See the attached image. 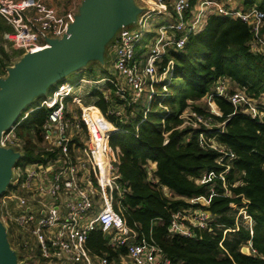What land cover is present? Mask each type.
<instances>
[{
    "label": "built area",
    "instance_id": "1",
    "mask_svg": "<svg viewBox=\"0 0 264 264\" xmlns=\"http://www.w3.org/2000/svg\"><path fill=\"white\" fill-rule=\"evenodd\" d=\"M139 1L143 8L139 25L122 29L111 44V75L100 79L81 78L76 84H91L100 89L109 103L107 113L95 103L83 101L84 88L79 87L82 89L79 96L74 89L77 86L67 79L62 81L36 107L49 109L40 140H33L42 155L33 162L24 163V167L23 162H18L14 168L15 177L8 198L9 202L14 200L11 217L21 233L34 239L33 244L25 241V247L36 248L46 264H176L159 245L130 227L115 209V203L128 189L119 172L120 151L108 145L111 133L118 130L108 115L127 121L134 116V110L127 111L129 107L145 103V98L150 102L155 83L164 81L173 65V60H169L167 68L160 73L164 55L169 50H182L192 35L206 27L212 15L240 18L247 23L252 32L249 45L264 57V10L257 4L245 6L241 0ZM81 3L82 0H72L64 12H59L47 0H0V16L12 28L4 37L23 53L45 48L48 39L61 38L68 31ZM153 25L158 26L157 36L145 54L138 53L139 42ZM229 84L226 77L217 80L214 93L205 96L207 112L221 115L214 100V96L219 95L236 109L262 120L264 97H251L244 89L232 88ZM71 96L76 108L68 107L65 102ZM33 110L35 108L28 109L2 134V147L17 148L24 155L25 142L17 126ZM180 118V128L199 129V144L217 151L218 164L224 167L218 173L205 172L200 183L220 179L223 195L231 196L230 186L243 183L241 180L229 183L226 177L236 154L209 133L210 129L223 127L224 123H216L212 116L192 108L186 109ZM42 142L45 147L39 146ZM163 189L171 195L168 187L163 186ZM211 192L209 197H196L190 202L208 206L212 196L217 195L213 185ZM8 200L1 202V210L11 214ZM236 212V228L224 232L237 230L243 220L252 236L255 220L247 206ZM215 222L216 216L208 208L194 207L175 212L168 229L172 234L194 237L196 229L212 231ZM98 230L107 239L108 248L117 252L113 259L89 247L91 233ZM244 246L249 248L250 254L256 252L252 249V241Z\"/></svg>",
    "mask_w": 264,
    "mask_h": 264
},
{
    "label": "trees",
    "instance_id": "2",
    "mask_svg": "<svg viewBox=\"0 0 264 264\" xmlns=\"http://www.w3.org/2000/svg\"><path fill=\"white\" fill-rule=\"evenodd\" d=\"M256 2L243 0L245 6ZM258 4L264 10V0ZM1 18L0 39L12 30ZM251 38L250 27L240 18L210 16L206 27L192 35L182 50H169L164 55L160 73L167 68L169 60H173V65L168 77L155 83L154 94L146 107H138L139 104L129 107L127 111L134 110V116L127 121L108 115L118 127L111 133L108 145L120 151L119 172L128 189L115 203V209L130 227L159 245L176 264H264V118H252L219 95L214 100L221 115L210 114L196 104L214 93L221 77L228 78L234 88L244 89L251 97H264V57L251 49ZM0 51L3 65L7 67L5 60H10L11 55L2 46ZM22 54L23 51L14 48L13 56ZM90 95L93 103L106 114L109 103L102 91L93 88ZM39 105L31 107L35 110L17 126L25 142L20 163L40 158L33 140L36 137L40 140L49 109L36 108ZM188 108L212 116L216 123H224L209 133L236 154L226 177L229 183L235 180L243 183L230 186L231 196L223 195L220 179L200 183L205 172L218 173L224 167L218 164L217 151L199 144V129L179 127L180 115ZM151 162L156 163L153 171L149 170ZM212 185L217 195L212 196L208 206L190 202L196 197H209ZM163 186L168 187L171 195L166 194ZM244 206L255 220L254 234L251 236L243 223L237 230L224 233L226 229L236 228L234 212ZM194 207H206L216 216L213 230L196 229L194 237L170 233L172 215ZM249 241L256 252L248 255L241 249ZM106 243L101 231L91 233L89 247L113 259L117 252Z\"/></svg>",
    "mask_w": 264,
    "mask_h": 264
},
{
    "label": "water",
    "instance_id": "3",
    "mask_svg": "<svg viewBox=\"0 0 264 264\" xmlns=\"http://www.w3.org/2000/svg\"><path fill=\"white\" fill-rule=\"evenodd\" d=\"M142 12L135 0H82L63 37L48 39L45 48L23 53L16 64L7 68V77L0 78V139L20 119L35 95L45 96L49 86L82 67L88 59L103 61V43L117 27L135 21ZM23 157L22 152L0 144V196L10 187V175ZM7 235L0 219V264H21ZM241 250L250 254L247 246Z\"/></svg>",
    "mask_w": 264,
    "mask_h": 264
},
{
    "label": "rangeland",
    "instance_id": "4",
    "mask_svg": "<svg viewBox=\"0 0 264 264\" xmlns=\"http://www.w3.org/2000/svg\"><path fill=\"white\" fill-rule=\"evenodd\" d=\"M71 1L72 0H47V2L50 5H53L54 7H56L59 10V12H64L65 9L68 7V5L71 3ZM238 1H240V0H238ZM241 1L243 2V0H241ZM135 2H136V4L140 5L139 0H135ZM258 2H261V0H258ZM258 2H256L255 4L259 5ZM140 18H141V13H139L137 15V18L135 21L125 23V24H123V25H121L115 29V31L111 34L110 38L103 43V61H101L98 58L88 59L82 67H80L76 70H73L66 75H63L54 84L49 86L47 89L48 94L52 93L53 90L61 83V81L63 79H67V81H69L73 85L77 86V87H74V89L76 90L75 93L78 94L79 96H81V92H80V90H82L81 88H84V90H83L84 94L82 95L83 96L82 99L84 102L93 103L94 98L90 97L91 96L90 93L92 92V89L95 87V85L86 84V83H80V85H76L77 82L81 78L100 79L101 77L111 75L110 72L113 70L112 60H111V44L117 38V36L120 34V32L123 28L135 27V26L139 25ZM1 20H3V19L1 18ZM157 34H158V26L153 25V27L150 28V31L147 32L142 37L141 41L139 42V44L137 46L138 53L145 54L148 51L149 45H151L152 41L155 39ZM0 46L4 47L5 51L9 55H11L10 60H5V64H9L6 67L3 65V62H2L3 55L1 54V51H0V78H5L8 75L7 74V68L16 64L20 60L21 56H13L14 47L11 45L10 42H8L5 39V37L0 39ZM84 66H86V67L83 68ZM229 85H230V87L234 88L232 83H230ZM79 87H81V88H79ZM43 98H44L43 93L35 95L31 99V101L26 105L25 109L22 111V114L25 113L29 108L40 104L41 101L43 100ZM72 100H73L72 96L67 97L65 102L67 103L68 107L76 108L74 106L75 103H72ZM147 100H148V98H145V103H143V102L139 103L138 107H140V106L142 108L146 107L148 105ZM196 104L204 107L205 109H207V107H208L207 106L208 104H207L205 97L198 100ZM39 146L45 147L43 142ZM16 150L20 151L17 148H16ZM37 151H39V150L37 149L36 152ZM37 154L42 155V153L40 151ZM22 166L24 167L25 164L23 163ZM149 168H152L151 163L149 164ZM14 177H15V174L13 172L10 175V182L11 183H12ZM10 191H11V189H10V187H8L7 191L0 196V204L4 199L8 200V198L11 196V195H9ZM8 203H9V210H10V213L12 215L9 213H6V211L2 212L1 205H0V219L4 223L5 227L7 228L8 235L6 236V238L9 242H11L14 254L16 257H18L17 258L18 261L21 264H46L44 262V260L40 257V255L37 253L36 248L31 249V248L25 247V245H24L25 241H27L28 243L31 241V244H33L34 239L31 240L30 235L27 233H21L19 228H17V226L14 224V220L11 217V216H13V213H14V200H11L10 202L8 200ZM236 214H237V212L235 210L234 215H236ZM240 223H243V220ZM224 233H226V232H224Z\"/></svg>",
    "mask_w": 264,
    "mask_h": 264
},
{
    "label": "crops",
    "instance_id": "5",
    "mask_svg": "<svg viewBox=\"0 0 264 264\" xmlns=\"http://www.w3.org/2000/svg\"><path fill=\"white\" fill-rule=\"evenodd\" d=\"M112 58V56H111ZM112 68H113V64H112ZM151 166H152V170L156 169V163L155 162H151Z\"/></svg>",
    "mask_w": 264,
    "mask_h": 264
}]
</instances>
